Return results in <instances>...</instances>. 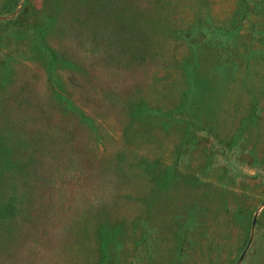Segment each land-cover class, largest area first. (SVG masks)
<instances>
[{"label":"rangeland","instance_id":"374dc122","mask_svg":"<svg viewBox=\"0 0 264 264\" xmlns=\"http://www.w3.org/2000/svg\"><path fill=\"white\" fill-rule=\"evenodd\" d=\"M0 264H264V0H0Z\"/></svg>","mask_w":264,"mask_h":264}]
</instances>
